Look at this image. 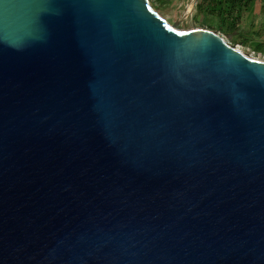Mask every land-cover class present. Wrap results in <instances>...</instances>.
<instances>
[{"label": "water", "instance_id": "95a60500", "mask_svg": "<svg viewBox=\"0 0 264 264\" xmlns=\"http://www.w3.org/2000/svg\"><path fill=\"white\" fill-rule=\"evenodd\" d=\"M0 264H264V61L149 0H0Z\"/></svg>", "mask_w": 264, "mask_h": 264}, {"label": "crops", "instance_id": "0c3cea01", "mask_svg": "<svg viewBox=\"0 0 264 264\" xmlns=\"http://www.w3.org/2000/svg\"><path fill=\"white\" fill-rule=\"evenodd\" d=\"M195 12L229 42L247 49L264 47V0H196Z\"/></svg>", "mask_w": 264, "mask_h": 264}, {"label": "rangeland", "instance_id": "374dc122", "mask_svg": "<svg viewBox=\"0 0 264 264\" xmlns=\"http://www.w3.org/2000/svg\"><path fill=\"white\" fill-rule=\"evenodd\" d=\"M187 1L188 0H149L151 6L169 24H174L179 29H190L193 27L205 28L201 21L205 17H203L201 13L195 12V6L190 10L188 17L184 16V10L186 9ZM208 24L211 25L210 22ZM225 40L230 45L242 51L245 55L264 61V47L261 49H247L245 46L229 42L227 39Z\"/></svg>", "mask_w": 264, "mask_h": 264}, {"label": "bare ground", "instance_id": "6f19581e", "mask_svg": "<svg viewBox=\"0 0 264 264\" xmlns=\"http://www.w3.org/2000/svg\"><path fill=\"white\" fill-rule=\"evenodd\" d=\"M192 0H188L187 1V5H186V9L184 10V16L185 17H188V14H189V12H190V10H191V6H192V2H191ZM242 52V51H241Z\"/></svg>", "mask_w": 264, "mask_h": 264}, {"label": "trees", "instance_id": "16d2710c", "mask_svg": "<svg viewBox=\"0 0 264 264\" xmlns=\"http://www.w3.org/2000/svg\"><path fill=\"white\" fill-rule=\"evenodd\" d=\"M197 7H199V5H197ZM203 24L206 26L207 29L212 30L211 26L207 25L208 24L207 17H205V19L203 20Z\"/></svg>", "mask_w": 264, "mask_h": 264}]
</instances>
